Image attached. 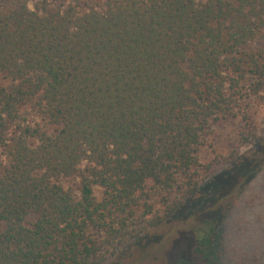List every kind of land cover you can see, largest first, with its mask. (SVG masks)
I'll return each mask as SVG.
<instances>
[{
    "label": "trees",
    "instance_id": "1",
    "mask_svg": "<svg viewBox=\"0 0 264 264\" xmlns=\"http://www.w3.org/2000/svg\"><path fill=\"white\" fill-rule=\"evenodd\" d=\"M252 99L264 0H0V264H103L179 212L170 264H264L221 225L264 162ZM221 123L250 153L202 162Z\"/></svg>",
    "mask_w": 264,
    "mask_h": 264
},
{
    "label": "rangeland",
    "instance_id": "2",
    "mask_svg": "<svg viewBox=\"0 0 264 264\" xmlns=\"http://www.w3.org/2000/svg\"><path fill=\"white\" fill-rule=\"evenodd\" d=\"M28 6L31 7V3ZM248 111L255 133L263 134L264 101L252 99ZM232 150L247 155L250 145L239 142L234 123H221L215 127L210 146L200 152V158L202 162H208L226 157ZM60 183L74 188L76 180L61 178ZM227 201L231 205L221 222L224 243L242 250L258 246L264 236V162L238 194L221 201L222 209L228 206ZM155 207L161 208V205L157 203ZM185 215V212H179L166 218L158 226L148 229L141 238L123 246L103 264H170L168 260L175 256L190 260L184 244L195 219Z\"/></svg>",
    "mask_w": 264,
    "mask_h": 264
}]
</instances>
